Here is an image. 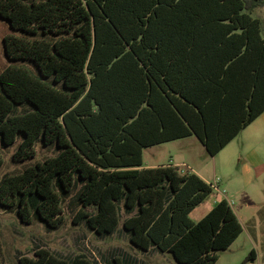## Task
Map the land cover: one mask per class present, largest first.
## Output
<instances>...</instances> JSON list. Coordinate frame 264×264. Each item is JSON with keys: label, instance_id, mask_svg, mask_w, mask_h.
<instances>
[{"label": "trees", "instance_id": "obj_1", "mask_svg": "<svg viewBox=\"0 0 264 264\" xmlns=\"http://www.w3.org/2000/svg\"><path fill=\"white\" fill-rule=\"evenodd\" d=\"M261 8L264 0H0L11 32L0 146L19 140L18 160L37 141L55 148L1 180L0 206L58 229L77 181L73 224L105 238L120 221L141 251L216 264L242 233L231 205L222 199L192 222L212 185L171 165L143 168V150L195 137L214 157L264 112V35L251 16ZM18 264L99 263L41 248Z\"/></svg>", "mask_w": 264, "mask_h": 264}, {"label": "rangeland", "instance_id": "obj_2", "mask_svg": "<svg viewBox=\"0 0 264 264\" xmlns=\"http://www.w3.org/2000/svg\"><path fill=\"white\" fill-rule=\"evenodd\" d=\"M251 16L260 20L262 35H264V9H256L251 13ZM9 33L11 32L8 25L0 19V69L7 64L3 55L2 37ZM246 134L241 133L230 145L232 146L230 148H234L237 154L221 162L219 166L221 171L219 172L223 175L217 173L214 177L218 178L214 179L212 168L208 167L206 170L207 179L211 181V184L213 180L220 181L221 179L219 183L221 190L225 189L224 183L228 184L231 192L228 191L225 196L227 200H230L231 207L242 226V233L226 251L219 254L216 264H242L243 262L245 264H264V176L262 185L258 180H255L257 177L254 176L253 182L246 187L240 178L243 164L237 163L238 159L245 156L243 151L247 150L248 145L257 147L255 148L257 154L264 156V145L263 147L257 146L256 141L251 142ZM262 136L264 137V134ZM189 139L185 148L181 143L187 142V139L155 148L153 151V153L156 152L155 156L151 155L150 150H144L143 167L154 163L166 164L169 160L175 167H178L177 165L181 163V156L184 157L183 163L193 168L209 162L211 159L201 144L194 137ZM18 142L19 140L7 147L0 146L2 161L0 182L7 175L19 173L26 167L34 165L35 162L41 161L44 157L55 154L54 147H45L40 141H37L33 146L34 156L18 160L13 157ZM225 154L222 153V156ZM177 169L181 171L185 168L179 166ZM253 172L256 175L258 171L253 170ZM79 187L80 185L76 181V185L63 199V220L58 229H50L38 221L33 216L35 211H30L31 220L29 223H22L16 208L6 209L0 206V263L18 264L20 256L33 257L35 251L43 248L66 258L82 254L99 264L104 262L103 259L115 256L134 259L137 264H177L169 253H158L153 249L141 251L134 247L129 242L128 235L124 233L120 221L113 233L105 238L95 235L94 232L87 229L83 222L73 224V215L79 208L76 197ZM219 197V194L213 192L189 214V219L194 223L200 220ZM247 202L249 206L246 207ZM251 251H254L255 255V260L252 262L247 261Z\"/></svg>", "mask_w": 264, "mask_h": 264}, {"label": "crops", "instance_id": "obj_3", "mask_svg": "<svg viewBox=\"0 0 264 264\" xmlns=\"http://www.w3.org/2000/svg\"><path fill=\"white\" fill-rule=\"evenodd\" d=\"M241 133H247L246 137L250 138L251 142L252 141H256L257 146L263 147V145H264V137L262 135L264 134V112L261 115H259V117H257L248 127H246L243 131H241L239 133V135ZM189 138L190 137L185 138V139H187V142H182L181 143L183 148H185V146L187 145L186 143H188L190 141ZM235 139H233L229 144H227L217 155H215L214 157H210L209 159H211V160H209V162L205 163L204 165H201L199 167H194V168L193 167H189L188 164L183 163L182 159H184V157H182V156L180 157L181 158V163L178 164V165L176 164L178 167L181 166V167L185 168L184 170L180 171L181 173L191 172V173L196 174L203 181H205L206 183L212 185L213 192H216L217 194H219L220 197L215 202L212 203V206L210 207V209L213 207V205L216 202H218V201H220L222 199H225L229 204H231L230 200H227L226 196H225L228 191L231 192V190L229 189L228 184L224 183V185H223L227 191L225 189L221 190V188H220L221 184H219L221 182V179H220V181H217V182L215 180H213V182L211 184V181H208V179H207L206 170L208 169V167H211L212 168V172H213V177L216 176L217 173H219L220 175H223L221 172H219V171H221L219 166L221 165V162L223 160H225L228 157L235 156L237 154V153H235L234 148H230V147H232L230 145L233 144ZM181 140H183V139H181ZM173 142H180V140H176V141H172V142H168V143H173ZM164 144H167V143H163V144H160V145H157V146H153V147H150V148H147V149H144V150H150L151 151V155L155 156L156 152L153 153L154 149L155 148H161L162 146H164ZM255 148H257V147H254L252 145H248L247 150L243 151V152H245V156L237 160L238 164L239 163L243 164V166L241 168V173H240L241 177L240 178L242 179L243 185L246 186V187L250 186V184L253 182L254 176L257 177V179H255V180H258V182L261 183V185H262V181H263V176H264V172H263L264 156L258 155ZM222 153H226V154L222 156ZM166 165H171V166L175 167V165L172 164V161L169 160V162L166 163V164L165 163H154V164L147 165L146 167H143V168H155V167L166 166ZM178 167H176V168H178ZM253 170L258 171V172H256V175H255V172H253ZM227 172H230V170H227ZM216 178H218V177H214V179H216ZM245 206L246 207L249 206L248 202H247V204H245Z\"/></svg>", "mask_w": 264, "mask_h": 264}, {"label": "built area", "instance_id": "obj_4", "mask_svg": "<svg viewBox=\"0 0 264 264\" xmlns=\"http://www.w3.org/2000/svg\"><path fill=\"white\" fill-rule=\"evenodd\" d=\"M216 182L218 181V180H215ZM231 205V204H230Z\"/></svg>", "mask_w": 264, "mask_h": 264}]
</instances>
